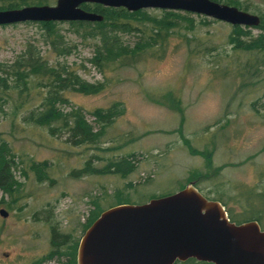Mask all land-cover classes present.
Listing matches in <instances>:
<instances>
[{
  "label": "rangeland",
  "instance_id": "374dc122",
  "mask_svg": "<svg viewBox=\"0 0 264 264\" xmlns=\"http://www.w3.org/2000/svg\"><path fill=\"white\" fill-rule=\"evenodd\" d=\"M239 2L247 13H264L262 0ZM190 17L191 31L179 29L163 50L145 51L126 67L95 65L93 42L79 38L67 22L57 27L65 44L74 48L63 57L48 47L34 22L0 26L1 65L12 64L28 48L50 65H64L85 82L103 85L93 96L65 93L64 112L80 109L97 130L100 121L92 116L94 110L114 103L122 108V114L104 128L97 149L72 146L65 135L50 136L46 129L20 121L10 129L0 115V140L16 157L12 175L19 184L12 209L0 207L7 212L0 217V264H63L64 257L49 255L53 229L74 245L97 209L114 207L119 198L140 205L151 197L170 195L195 173L200 175L197 190L208 198L221 194L226 214L229 210L235 217H246L243 204L262 207L258 221L264 228V197H255L264 194V68L260 78L248 77L239 69L246 57L235 61L237 55L227 44L231 26ZM249 32L253 37L259 33L252 28ZM123 40L136 41L134 35H124ZM260 56L264 60V52ZM42 93V88H33L22 110L34 107ZM130 154L135 168L126 176L70 175L88 160L92 167L102 168L108 159ZM29 160L47 164V179L27 167Z\"/></svg>",
  "mask_w": 264,
  "mask_h": 264
},
{
  "label": "trees",
  "instance_id": "16d2710c",
  "mask_svg": "<svg viewBox=\"0 0 264 264\" xmlns=\"http://www.w3.org/2000/svg\"><path fill=\"white\" fill-rule=\"evenodd\" d=\"M212 1L247 11V7L239 0ZM49 2V0H0V10L49 5ZM80 7L102 17L100 22H67L73 28L74 33L79 34V38L93 42L92 62L99 66L110 63L118 67H126L134 64L145 51L154 48L163 50L168 38L179 29L191 31L194 27L189 13L158 10V15H153L151 13L153 11L149 10L128 12L123 8H104L96 4H83ZM258 19V25L252 28L259 32L256 36L253 37L250 34L249 28L239 26H231L230 33L227 35V44L237 55L234 60L238 61L240 55L246 57L245 63L239 69L253 79L260 78L258 73L264 68V60L260 56L264 52V13H259ZM201 20L200 24H204L205 19L201 18ZM59 23L38 22L36 24L43 32L48 47L57 56L63 57L69 55L74 46L65 44L64 37L57 27ZM124 35H134L136 41L127 44L123 40ZM35 87L42 88L44 93L38 98L34 107L22 110L30 91ZM102 89L101 83H87L75 71L60 64L50 65L39 52L27 48L12 64L7 66L0 64V115L9 122L10 129H14L16 122L20 121L24 126L44 128L50 136L65 135V142L72 146L86 145L97 149L96 145L101 140L104 128L108 127L115 117L122 114V108L114 103L105 110H94L92 116L97 122L100 121L97 130H94L85 121L80 109L64 112L62 107L67 104L65 97L67 92L93 96L99 94ZM9 106L10 111L6 113L5 108ZM95 156L92 157L96 158ZM14 158L16 157L11 153L6 142L0 140V207L7 210L12 209V204L18 198L16 188L19 184L12 175V168H15L17 164ZM88 161L82 169L72 171L70 175L80 177L82 175L117 174L123 177L133 172L135 168L133 154L119 157L116 160L108 159L102 168L92 167ZM28 163L27 167L32 172L40 171L41 175L44 174V178L47 179L44 172L47 168L45 162L36 163L29 160ZM198 177L200 175L195 173L192 178L186 179L180 190L189 183L196 188ZM5 197L8 201H4ZM221 203H223L222 200ZM121 204L126 203L119 198L115 206ZM253 208L255 210H252ZM261 209L262 207L258 208L257 205L251 206L248 203L246 217H235L229 210H226L227 218L235 224L255 221L260 229L264 230L263 225L258 221ZM104 210L106 209H97L86 220L82 226V233ZM50 241L52 251L49 255L64 257L63 264H75L77 243L72 245L67 236L56 232L55 229H53ZM174 264L209 263L188 259Z\"/></svg>",
  "mask_w": 264,
  "mask_h": 264
},
{
  "label": "water",
  "instance_id": "95a60500",
  "mask_svg": "<svg viewBox=\"0 0 264 264\" xmlns=\"http://www.w3.org/2000/svg\"><path fill=\"white\" fill-rule=\"evenodd\" d=\"M83 4L199 15L230 26L256 27L257 15L212 0H55L53 5L0 10V26L27 22H100ZM7 212L0 209V217ZM264 264V230L255 221L231 223L223 207L192 183L140 205L102 211L79 238L75 264Z\"/></svg>",
  "mask_w": 264,
  "mask_h": 264
},
{
  "label": "flooded vegetation",
  "instance_id": "af4514ba",
  "mask_svg": "<svg viewBox=\"0 0 264 264\" xmlns=\"http://www.w3.org/2000/svg\"><path fill=\"white\" fill-rule=\"evenodd\" d=\"M200 190H198V192H199ZM203 197H205L206 199H208V197L206 196V195H203L201 192H199ZM218 195V194H217ZM220 196L222 197V195L220 194ZM219 195H218V197H216V198H209L208 200H212V201H215V202H217V203H219L222 207H223V209H224V205H222L223 203H221V197H220ZM255 197L257 198V197H261V198H263L264 197V194H260V193H257L256 195H255ZM234 198H236V200H235V203H238V201L240 202V200L238 199V193L236 192V195H235V197ZM262 200H264V199H262ZM261 200V201H262ZM246 202V201H245ZM244 205V207L245 206H247V205H245V204H243ZM225 211V210H224ZM226 213V212H225ZM226 216H227V214H226ZM259 226V225H258ZM260 228V227H259ZM81 237V236H80ZM79 241V240H78ZM78 244V243H77ZM32 264H34V263H32ZM62 264V263H61Z\"/></svg>",
  "mask_w": 264,
  "mask_h": 264
}]
</instances>
